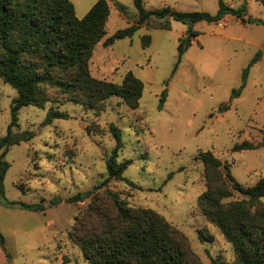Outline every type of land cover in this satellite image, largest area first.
<instances>
[{
  "label": "rangeland",
  "instance_id": "rangeland-1",
  "mask_svg": "<svg viewBox=\"0 0 264 264\" xmlns=\"http://www.w3.org/2000/svg\"><path fill=\"white\" fill-rule=\"evenodd\" d=\"M71 1L77 16L83 17L97 0ZM108 1L107 33L92 52L90 73L121 82L132 71L144 83L140 105L132 108L121 97L111 96L92 109L71 100L53 83L39 85L42 103L20 108L12 128L15 138L31 137L11 145L5 156L10 162L0 197V230L9 256L5 263L90 264L68 232L91 199L71 203L67 198L93 188L107 176L106 159L116 145L110 130L114 123L122 132L117 161L130 158L131 163L124 179L112 178L100 193L109 188L131 205L150 207L163 215L186 236L188 264H211L213 258L235 264L232 243L199 208L198 197L206 182L197 154L212 150L244 187L264 176V145L232 150L234 144L258 142L264 134V24L243 22L230 11L218 21L194 23L191 30L198 34L192 36L173 72L179 40L191 35L189 24L171 16H152L132 36L105 46V38L139 16L134 0ZM225 2L234 9L245 6L246 18L264 20V0ZM164 6L184 12L219 11L218 0H144L147 10ZM145 34L151 40L144 47ZM261 50L259 60L250 64ZM246 68L240 96L228 110L219 112L232 89L242 85ZM61 75L65 73H53ZM164 90L167 94L161 104ZM17 95L0 76V137L7 133ZM57 111L68 117L47 122L48 114ZM55 197L60 202L51 204ZM244 197L234 191L228 199ZM11 201L41 203L44 209H26Z\"/></svg>",
  "mask_w": 264,
  "mask_h": 264
},
{
  "label": "trees",
  "instance_id": "trees-1",
  "mask_svg": "<svg viewBox=\"0 0 264 264\" xmlns=\"http://www.w3.org/2000/svg\"><path fill=\"white\" fill-rule=\"evenodd\" d=\"M219 1V11H179L171 6L147 10L144 0H134L138 19L126 28L118 29L105 38L103 44L110 45L115 39L132 36L149 18L171 16L189 24L206 20L218 21L230 11L243 22L262 23L264 20L246 18V7L234 9L225 0ZM123 7V6H121ZM110 16L108 0H97L83 17L76 14L71 0H0V76L18 92L11 106V121L7 133L0 137V197L4 195V178L10 167L5 159L11 145L22 139L13 136V126L18 123V112L26 105H40L39 85L49 82L68 93L71 100L96 109L111 96L121 97L130 107L137 108L143 94L144 83L132 71H128L121 82L96 78L91 75L89 60L97 43L105 37L106 23ZM191 35L180 38L178 60L191 44ZM143 46L150 45L151 36L142 37ZM258 51L250 64L259 60ZM33 58H27L25 55ZM65 75L53 76L54 72ZM248 68L243 72V83L231 91L229 101L221 103L219 112L231 107V101L240 96L246 84ZM162 92L161 104L166 98ZM161 106V105H160ZM55 117H68L65 112H50L47 122ZM110 130L116 145L106 159L107 176L93 188L78 192L67 198L76 203L91 199L87 209L76 217L68 232L71 241L80 247L90 264H188L187 238L163 215L150 207L131 205L107 188L104 194L99 189L114 179H124V170L131 159L117 161L122 142L121 129L112 123ZM264 145V134L260 141L248 140L234 144L232 150L254 149ZM197 157L203 163L206 189L198 197L200 210L232 243L237 262L235 264H264V176L253 186L244 187L231 173L228 163L223 162L212 150H199ZM128 182H130L128 180ZM234 191L243 194L242 199H228ZM60 202L55 197L51 204ZM22 208L43 210L41 203L11 201ZM0 247L5 250V236L0 230ZM211 264H225L213 258ZM228 264V263H227Z\"/></svg>",
  "mask_w": 264,
  "mask_h": 264
},
{
  "label": "crops",
  "instance_id": "crops-1",
  "mask_svg": "<svg viewBox=\"0 0 264 264\" xmlns=\"http://www.w3.org/2000/svg\"><path fill=\"white\" fill-rule=\"evenodd\" d=\"M264 197V196H263ZM3 252V253H2ZM4 254V255H3ZM7 255L6 253L3 251V249L0 247V264H6V258ZM5 260V261H4Z\"/></svg>",
  "mask_w": 264,
  "mask_h": 264
}]
</instances>
